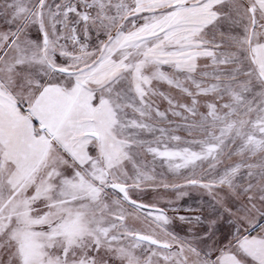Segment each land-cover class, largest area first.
Listing matches in <instances>:
<instances>
[{
    "label": "snow or ice",
    "instance_id": "1",
    "mask_svg": "<svg viewBox=\"0 0 264 264\" xmlns=\"http://www.w3.org/2000/svg\"><path fill=\"white\" fill-rule=\"evenodd\" d=\"M0 264H264V0H0Z\"/></svg>",
    "mask_w": 264,
    "mask_h": 264
},
{
    "label": "rangeland",
    "instance_id": "2",
    "mask_svg": "<svg viewBox=\"0 0 264 264\" xmlns=\"http://www.w3.org/2000/svg\"><path fill=\"white\" fill-rule=\"evenodd\" d=\"M160 87H161L162 90L167 91V86L166 85H161ZM164 106H166V105H164ZM196 199H197V197H196L195 194H193V196L191 198L186 197L184 199V201L181 202L182 208L190 206V205L191 206H198V205L195 204ZM181 214H184L183 211H181ZM177 230H179V225L177 226Z\"/></svg>",
    "mask_w": 264,
    "mask_h": 264
}]
</instances>
